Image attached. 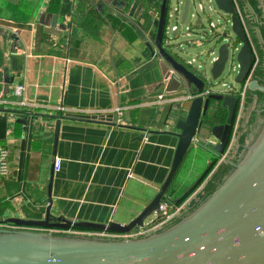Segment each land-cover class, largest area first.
Returning a JSON list of instances; mask_svg holds the SVG:
<instances>
[{"label":"crops","instance_id":"obj_1","mask_svg":"<svg viewBox=\"0 0 264 264\" xmlns=\"http://www.w3.org/2000/svg\"><path fill=\"white\" fill-rule=\"evenodd\" d=\"M134 1L139 3L131 14ZM146 1L130 0L118 10L101 0H0V147L8 150L10 168L0 180V223L41 221L50 207L54 218L127 225L160 191L178 144L175 122L185 118L190 99L153 52L159 12ZM235 1L257 55L252 78L264 86V0ZM47 15L57 16L65 30L45 27L43 22H52ZM16 86L23 87L20 97ZM263 97L247 91L232 145L204 180L213 156L192 148L169 195V213L183 204L173 220L194 211L208 185L216 187L231 174L240 149L251 144V135L240 144L246 125L255 130L262 123ZM116 109L123 112L119 124ZM50 116L72 119L60 121L54 150L56 120ZM55 157L61 159L59 172Z\"/></svg>","mask_w":264,"mask_h":264},{"label":"water","instance_id":"obj_2","mask_svg":"<svg viewBox=\"0 0 264 264\" xmlns=\"http://www.w3.org/2000/svg\"><path fill=\"white\" fill-rule=\"evenodd\" d=\"M182 1V15L177 29L185 23L190 8L189 0ZM104 2L123 10L130 0H101L100 3ZM138 3L139 1L132 3L131 14ZM146 3L156 7L159 12L158 19L154 21L156 33L153 52L156 51L169 66L190 97L185 118L175 122V130L179 133L173 135L178 138V144L169 175L160 191L127 225H101L54 218L50 214V207L46 209L45 217L41 221L10 218L0 225L11 224L22 229L80 228L126 234L143 227L147 221L158 215L162 202L171 206L170 192L177 181L179 169L193 147L205 150L218 160L226 152L237 107L238 87L252 74L254 64L249 41L233 2L213 0L212 12L223 14L229 30L207 38L210 43H214L208 56H215L210 61L206 59L201 71L189 69V65L178 61L167 50L171 41L179 35L177 30L172 31L169 46L163 43L165 27L169 26V0H147ZM49 19L52 22L45 21L43 25L50 31L60 33L65 30L64 25L57 24V16L47 15L45 20ZM196 25V28H202L203 20L198 18ZM230 35H233L232 40ZM196 41L198 44L194 47L204 43ZM174 47L181 51L182 43L174 44ZM229 60L231 63L228 71L236 74L233 83L226 89H213L225 82ZM205 91L208 92L207 95H204ZM248 91H257L264 95V86L252 79ZM3 111L10 113L8 110ZM222 111L225 118L221 124ZM50 118L56 120L54 150L60 121L72 119L62 116ZM18 122L24 124L25 119ZM210 138L217 140V143L212 144ZM23 152L24 138L18 157L19 172ZM50 185L51 182L48 191ZM0 264H264V124L255 141L246 148L244 157L233 166L231 174L206 201L181 217L173 226L145 238L120 241L0 228Z\"/></svg>","mask_w":264,"mask_h":264},{"label":"built area","instance_id":"obj_3","mask_svg":"<svg viewBox=\"0 0 264 264\" xmlns=\"http://www.w3.org/2000/svg\"><path fill=\"white\" fill-rule=\"evenodd\" d=\"M233 2V5L235 7L236 10V14L237 17L239 19V22L241 24V26L243 27V30L247 36V39L249 41L248 38V34H247V30H246V26L244 23V19L241 15V13L239 12L237 5H236V1L235 0H231ZM183 1H177V5L174 8H170L167 12V18L170 19L174 14L178 15V21L176 22V24L172 27L166 26L165 27V31H164V38H163V43L166 46H169L170 44V36L169 33L171 31H176L179 34H183L185 32V35L187 37L190 36V32L191 29L190 27L185 28V31H182V26L177 29V25L178 22H180L181 19V15L182 12H180L179 10V6L183 5L182 4ZM193 3L194 5V10L192 12L188 11L187 17H186V21L188 18L192 19L194 21V25L197 27L196 25V21L198 18H201L200 14H205V5L203 3L202 0H200V2L196 3V0H189V7L190 4ZM208 4H211V0H208ZM210 10L212 9L211 7H209ZM213 11V10H212ZM208 18V16H206V19ZM203 20V19H202ZM185 21V23H186ZM184 23V24H185ZM183 24V25H184ZM198 44V41L196 40H189L188 42V47H194ZM253 56H254V64L252 67V74L248 75L245 79V81L243 82V84L239 85L238 87V91H237V107H236V111H235V115H234V120H233V125L231 128V137H230V141L227 147V150L230 148V146L232 145V142L237 134V131L239 129V123L242 119L244 110H245V105H246V94L248 91V85L249 82L253 79V72L254 69L256 67L257 64V55L256 52L254 50V48L252 47L251 43L249 42ZM237 51V50H235ZM185 63L189 66H193L194 63H197V60L195 58H192L190 61ZM23 91V87L22 86H16L14 88V94L17 97H20ZM208 92L205 91L204 95H207ZM190 99V97H189ZM18 105L21 107H25L28 106L29 104L23 102V101H19ZM57 110L59 112H66L67 110H65L62 107L57 108ZM116 115L118 117V124L122 123V116H123V112L121 109H116ZM8 150L4 147H0V180L6 179L9 176L10 173V168H9V163H8ZM223 157V156H222ZM60 167H61V159L58 157H55L53 159V169L55 172H59L60 171ZM172 206V205H171ZM171 206H169L168 203L166 202H162L160 205V213L158 215H155L154 220H152L149 223H146L143 227H139L137 229H134L132 231H130L129 233L126 234H121V233H111V232H107V231H95V230H82V229H74V228H69L67 230H62V229H50V228H41L38 230H35L36 232H42V233H48V234H52V235H56V236H72V237H89V238H100V239H105V240H134V239H141V238H145L148 237L150 235L156 234L158 232H160L161 230H164V228L167 227V225L176 217V215L178 213H180L183 209V204L181 206H178L176 208H174L172 213H169ZM0 228L3 229H7V230H15V227L11 226V224H4V225H0Z\"/></svg>","mask_w":264,"mask_h":264},{"label":"rangeland","instance_id":"obj_4","mask_svg":"<svg viewBox=\"0 0 264 264\" xmlns=\"http://www.w3.org/2000/svg\"><path fill=\"white\" fill-rule=\"evenodd\" d=\"M177 1H182V0H169V4L171 8H174L177 5ZM204 5H205V14H200L202 19H203V27L202 28H196V26L194 25V21L190 18L187 19L186 23L182 26V31H185L184 29L187 27H190L191 32H190V36L187 37L185 35V32L181 35L179 33V35L177 37H175V40L171 41V46H169L167 48L168 51H170V53L181 63H184L185 61L188 62L190 61L192 58H195L197 60V63H194L193 66L188 67L189 69H196V71H201L202 67L205 65V61L206 59H208V61H210V59L215 56H208L210 50L213 48L214 43H210L209 39H207L210 36H213L214 34H222L225 30H229V27L226 26L225 23V17L223 16V14L219 13V12H212V10H210L209 7L213 8L214 7V3L213 0H211V4H208V0H202ZM200 2V0H196V3ZM179 10L180 12H182V5L179 6ZM194 10V5L193 3L190 4V8L189 11L192 12ZM206 16H208V20H206ZM243 16V15H242ZM178 21V15L174 14L170 19H169V25L170 27L174 26L176 24V22ZM245 23V22H244ZM179 24V22H178ZM206 33V35L204 34ZM171 35H172V31L169 33L170 39H171ZM205 39V40H204ZM230 39H233V35H230ZM228 39V40H230ZM189 40H200L203 41L204 43L201 44L200 46L197 47H188V42ZM177 43H182V47H181V51L177 50L174 47V44ZM200 56V57H199ZM208 56V57H207ZM234 65H236V61L233 60ZM230 63L231 61L229 60L227 63V75L225 77V82H221L219 84V87H214L213 89L219 88V89H226L228 88L231 83H233V79L235 77V72H229L228 70L230 69ZM237 68V66H236ZM264 99V97H263ZM247 104V101H246ZM247 105H245V109H246ZM261 109H263L262 106H258L257 110L260 111ZM264 109L262 110V112H260V115L263 114V120L261 124H256L254 126H257V128L254 130H251V126L250 125H246V131L243 134V137L240 141V144H242L243 142V138L245 135H251V144L255 141V139L257 138V136L259 135L261 129H262V125L264 124V113H263ZM245 113V110H244ZM243 113V115H244ZM243 118V116H242ZM242 122V119L240 121V123ZM239 123V126H240ZM253 128V127H252ZM246 153L244 151H239V158H238V162H240L241 158L244 157ZM237 162V163H238ZM205 166V165H204ZM231 173V172H230ZM218 186L214 187V186H210L208 185L207 189H205V193H204V198L201 200L200 203L206 201L208 199V197L217 189ZM208 191V192H207ZM193 208V207H192ZM194 209V208H193ZM178 220H173V222L167 225L165 229L173 226L174 224H176ZM148 222V221H147ZM162 231V230H161ZM160 231V232H161ZM62 236V235H60ZM72 237V236H70Z\"/></svg>","mask_w":264,"mask_h":264},{"label":"trees","instance_id":"obj_5","mask_svg":"<svg viewBox=\"0 0 264 264\" xmlns=\"http://www.w3.org/2000/svg\"><path fill=\"white\" fill-rule=\"evenodd\" d=\"M224 118H225V115L223 114L222 117H221V121L223 122L224 121ZM230 137H231V132L229 134V141H230ZM229 141L227 142V146L226 148L228 147V144H229ZM218 162V159L213 157L212 158V162L211 164L208 166L207 170L205 171L204 173V176H203V180L205 179V177L212 171V169L215 167V165L217 164ZM201 181L198 182V184L200 183ZM194 189V188H193ZM190 194H187L184 198H182L178 204L182 203ZM172 205V204H171ZM1 224V223H0ZM74 229H80V228H74ZM82 230H86V229H82Z\"/></svg>","mask_w":264,"mask_h":264}]
</instances>
